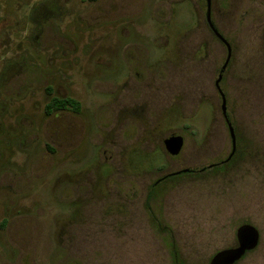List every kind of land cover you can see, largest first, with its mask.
Segmentation results:
<instances>
[{"label":"rangeland","instance_id":"obj_1","mask_svg":"<svg viewBox=\"0 0 264 264\" xmlns=\"http://www.w3.org/2000/svg\"><path fill=\"white\" fill-rule=\"evenodd\" d=\"M40 1L59 15L0 61V264H209L241 226L235 264H264V0H210L236 152L208 169L231 145L204 0H0L16 27ZM48 89L80 113L44 118Z\"/></svg>","mask_w":264,"mask_h":264},{"label":"flooded vegetation","instance_id":"obj_2","mask_svg":"<svg viewBox=\"0 0 264 264\" xmlns=\"http://www.w3.org/2000/svg\"><path fill=\"white\" fill-rule=\"evenodd\" d=\"M98 1H100V0H95V1L80 0V3H82V4H85L86 3V4H89V5L94 6ZM1 4H2V2H0V49L3 50V53H2V57L0 58V61L1 60H5V58H6L5 56L8 54V49L11 46V30L12 29H16L20 33H23L26 30V25L27 24H30V25L34 26L35 29H37V31H38L39 30L38 28H39V26H40V24H41L42 21H47V20L52 19L54 17H57L59 15V12L57 13V11H58L57 8H55L54 9L55 11H53L52 7H49L48 6V3H44V1H40V2L35 3L34 6H32V9H31L30 14L28 16H26V15L24 16V11L26 10V5H22L21 8H20V17L22 19V22H21V25H19L18 27H16L14 25V23H12L11 18L9 17V15L7 13L6 6L4 5V6L1 7ZM42 10L43 11L46 10V13L49 12L48 15L47 14L46 15H43L41 13ZM209 30H210V28H209ZM211 33H212V31H211ZM15 37H17V35ZM16 39L18 40L19 38L17 37ZM25 39L27 40V38L24 37V42L22 44H26ZM32 41H33V39H32ZM263 44H264V39H263ZM31 46H33V43H31ZM263 50H264V47H263ZM23 61H24V59H23V57H21V61L19 62V65H22V64L24 65ZM220 70H219L218 76L220 75ZM218 76H217V78H218ZM221 76H222V74H221ZM214 87H215V82H214ZM215 89H216V87H215ZM216 91H217V89H216ZM59 93H61V92H59ZM47 94L48 95H47V97L45 99V104H44V106L42 108V114H43L44 118H46V119H48V118L56 119L59 115L64 114V113L65 114H74V113L71 112V110L69 108H65V110H58V111L52 112V113H47L46 106H47V104H48V102H49V100L51 98L55 97L57 99H66V98L73 99L71 97L54 95L53 92H52V90H50V89H48V93ZM217 94H218V96L220 98V102H221V96L218 93V91H217ZM73 100H75V99H73ZM133 109H135V107L131 108L130 110H133ZM220 110H221V104H220ZM221 114H222V111H221ZM222 117H223L224 123H225L226 128H227V122L229 123V121H228V118H227L226 113H225V117L223 116V114H222ZM227 131H228V128H227ZM228 136H229V133H228ZM234 136H235V133H234ZM230 145H231V140H230ZM45 147H46L47 151L50 152V153H53L55 151L53 148L49 147L48 145L47 146L45 145ZM182 148H183V145H182ZM235 152H236V148H235ZM235 152H234V154H235ZM230 153H231V149H230ZM230 153H229V155H230ZM234 154L231 156V158L228 161H227V159H228L229 155H228V157L224 161H221V162L215 163L213 165H210L209 167H207V169L210 168V167H212V166H216V165H219V164L222 165V164H225V163L229 162L233 158ZM177 156H175V157H177ZM204 170H206V169H201L199 171L183 170L181 172H178V173H175V174H172V175H168L165 178H168V177H171V176L181 175V174H184V173L202 172Z\"/></svg>","mask_w":264,"mask_h":264},{"label":"water","instance_id":"obj_3","mask_svg":"<svg viewBox=\"0 0 264 264\" xmlns=\"http://www.w3.org/2000/svg\"><path fill=\"white\" fill-rule=\"evenodd\" d=\"M205 3V21L212 31L213 35L224 45L227 51V56L225 62L220 70V75L218 76L217 80L215 81V87L218 93L221 96V111L223 116L225 117V99L224 96L219 88V83L221 80V74L224 71L229 58H230V47L228 43L223 39V37L215 30L211 19H210V0H204ZM264 39V36H263ZM227 128L229 137L231 140V153L227 159V161L231 158V156L235 152V136L233 133V129L231 125L227 122ZM183 145V140L180 136H171L163 141V146L166 153L171 156H177ZM236 241L237 247L230 250H225L217 253L210 261L209 264H235L238 262L242 257L252 250H254L258 244V233L256 230L250 226H241L236 231Z\"/></svg>","mask_w":264,"mask_h":264},{"label":"trees","instance_id":"obj_4","mask_svg":"<svg viewBox=\"0 0 264 264\" xmlns=\"http://www.w3.org/2000/svg\"><path fill=\"white\" fill-rule=\"evenodd\" d=\"M95 1V0H89ZM65 108H69L72 113L78 115L80 113V104L78 101L73 99H57L55 97L51 98L46 106L47 113L56 112L58 110H65ZM173 177V176H171ZM169 178V177H168ZM165 178L164 180H166Z\"/></svg>","mask_w":264,"mask_h":264}]
</instances>
